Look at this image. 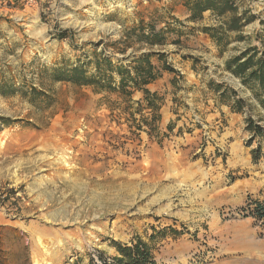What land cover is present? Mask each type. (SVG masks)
Wrapping results in <instances>:
<instances>
[{
  "label": "rangeland",
  "instance_id": "rangeland-1",
  "mask_svg": "<svg viewBox=\"0 0 264 264\" xmlns=\"http://www.w3.org/2000/svg\"><path fill=\"white\" fill-rule=\"evenodd\" d=\"M242 11L254 21L220 49L201 31L219 20L190 23L179 0H0V264H116L118 245L139 242L153 264H264V230L243 211L264 200V137L246 130L248 118L264 128V109L224 71L259 46L264 0H239ZM140 23L163 32L152 51L176 72L150 87L164 98L151 136L115 93L44 73L93 52L113 61L147 52L124 40ZM212 84L244 100L243 112L219 103ZM135 107L137 122L148 117Z\"/></svg>",
  "mask_w": 264,
  "mask_h": 264
},
{
  "label": "trees",
  "instance_id": "trees-1",
  "mask_svg": "<svg viewBox=\"0 0 264 264\" xmlns=\"http://www.w3.org/2000/svg\"><path fill=\"white\" fill-rule=\"evenodd\" d=\"M188 13L187 21L199 23L204 19L205 13H210L219 20L218 27H204L202 33L206 34L215 45L222 49L227 47L229 41L227 36L235 34L238 40H243L239 34L244 27L254 21V16L247 11L239 12V0H179ZM262 29L260 33L254 35V39L259 42V46L246 48L225 61L224 71L230 73L240 83L247 87L256 102L264 109V22H260ZM67 32L62 31L58 39H65ZM126 42L134 41L145 46L148 51L132 57L130 53L126 57L113 61L104 54L92 53V61L80 63L63 68H52L44 70L48 79L52 83H68L78 87L90 88L95 95H107L115 93L123 104L122 112L129 116L134 127L141 130L143 126L151 133L157 131L156 124L161 119L160 110L163 106L164 98L157 92H150L148 85L154 83L162 76V72L175 73L174 69L166 62L165 53L152 51L155 47H164L165 38L162 31H157L155 26H148L146 30L140 23L137 27L128 29L124 33ZM125 41L123 43H125ZM179 43L175 41L174 44ZM101 43H95L98 47ZM116 46V44H112ZM126 46L118 49L125 54ZM128 61V62H127ZM154 61L160 63V67L154 65ZM124 62H127L124 64ZM171 84L176 88V81L173 79ZM217 101L226 104L232 113H242L245 101L235 98L236 93L224 88L223 85L212 84ZM33 90V89H32ZM35 91V90H34ZM33 92V91H32ZM135 93L141 94V99L133 101ZM42 98L49 99L45 93H38ZM104 99L107 96L103 97ZM230 101L232 103H230ZM175 104V99L173 100ZM135 107L139 114L143 109L148 111V117L141 115L137 122L134 114H128L130 108ZM176 112V111H175ZM4 124L7 119L0 118ZM128 120V119H127ZM173 123L167 125V130L172 131ZM246 130L252 137H264V128L256 125L250 118L246 119ZM157 133V132H156ZM260 147L251 151V158L254 163L259 160ZM245 216L250 217L257 224H261L264 230V200H249L246 208L243 209ZM118 251L121 258L116 259V264H153L148 247L139 242L132 248L120 247Z\"/></svg>",
  "mask_w": 264,
  "mask_h": 264
},
{
  "label": "crops",
  "instance_id": "crops-1",
  "mask_svg": "<svg viewBox=\"0 0 264 264\" xmlns=\"http://www.w3.org/2000/svg\"><path fill=\"white\" fill-rule=\"evenodd\" d=\"M154 63V62H153ZM154 65H156L155 63H154ZM157 67H158V65H156ZM164 78V73L162 72V76H161V78H159L157 81H159V80H161V79H163ZM157 81H155L154 83H152V84H150V85H148L147 86V88H148V90L150 91V92H158V91H160L161 89H156L155 91L154 90H151L150 89V87L153 85V84H155Z\"/></svg>",
  "mask_w": 264,
  "mask_h": 264
},
{
  "label": "bare ground",
  "instance_id": "bare-ground-1",
  "mask_svg": "<svg viewBox=\"0 0 264 264\" xmlns=\"http://www.w3.org/2000/svg\"><path fill=\"white\" fill-rule=\"evenodd\" d=\"M195 192V191H194ZM191 201V200H190Z\"/></svg>",
  "mask_w": 264,
  "mask_h": 264
}]
</instances>
